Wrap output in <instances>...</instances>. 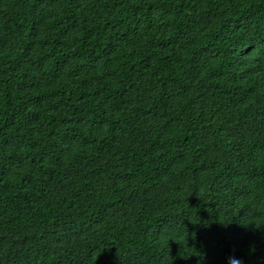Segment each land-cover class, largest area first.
I'll list each match as a JSON object with an SVG mask.
<instances>
[{
    "label": "trees",
    "instance_id": "16d2710c",
    "mask_svg": "<svg viewBox=\"0 0 264 264\" xmlns=\"http://www.w3.org/2000/svg\"><path fill=\"white\" fill-rule=\"evenodd\" d=\"M264 264V0H0V264Z\"/></svg>",
    "mask_w": 264,
    "mask_h": 264
},
{
    "label": "clouds",
    "instance_id": "9594fccd",
    "mask_svg": "<svg viewBox=\"0 0 264 264\" xmlns=\"http://www.w3.org/2000/svg\"><path fill=\"white\" fill-rule=\"evenodd\" d=\"M228 264H241V262L238 261L237 259L233 258V257H229L228 258Z\"/></svg>",
    "mask_w": 264,
    "mask_h": 264
}]
</instances>
